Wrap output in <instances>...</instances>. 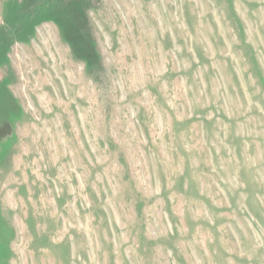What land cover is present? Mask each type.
Returning <instances> with one entry per match:
<instances>
[{
	"label": "rangeland",
	"instance_id": "374dc122",
	"mask_svg": "<svg viewBox=\"0 0 264 264\" xmlns=\"http://www.w3.org/2000/svg\"><path fill=\"white\" fill-rule=\"evenodd\" d=\"M0 264H264V0H0Z\"/></svg>",
	"mask_w": 264,
	"mask_h": 264
}]
</instances>
